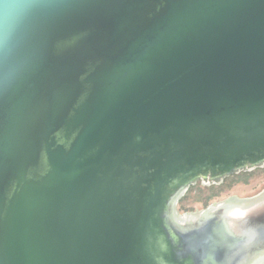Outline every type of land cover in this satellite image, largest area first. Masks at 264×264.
I'll use <instances>...</instances> for the list:
<instances>
[{
    "label": "water",
    "instance_id": "water-1",
    "mask_svg": "<svg viewBox=\"0 0 264 264\" xmlns=\"http://www.w3.org/2000/svg\"><path fill=\"white\" fill-rule=\"evenodd\" d=\"M263 167L264 0H0V264H264Z\"/></svg>",
    "mask_w": 264,
    "mask_h": 264
},
{
    "label": "flooded vegetation",
    "instance_id": "flooded-vegetation-1",
    "mask_svg": "<svg viewBox=\"0 0 264 264\" xmlns=\"http://www.w3.org/2000/svg\"><path fill=\"white\" fill-rule=\"evenodd\" d=\"M257 170H264V167L260 168V169L253 170V171H248L246 173H240L238 175H242V174H246L247 175V174H250V173H252L254 171H257ZM238 175H234V176H238ZM221 185H219V186H221ZM196 186H200L201 187L202 185L200 183H197ZM196 186H194V187H196ZM194 187L190 188L189 191H191ZM233 197H235V196H233ZM233 197L231 196V197H229V198H227L225 200H218V201L213 202L211 204L209 203L202 210H194V211H190V212H186V213H193V212L195 213L196 211H204L206 209H210V208L212 209V208H216V207L219 208L220 207L219 205L227 204L229 202V199H231V201H232ZM235 199L238 202V203L237 202H234V203H236V209H237L236 210V215L240 214V216H238L239 221L241 219L244 220L246 218V216L243 217L244 216L243 213H245L244 212L245 209L246 210L249 209L248 207H250V209H252V210H255V212L253 213L254 217H252V218H257L258 221H262V218L264 217V189H262L259 193L255 194V195H252L251 197H248V198H237V197H235ZM217 203H221V204L218 205ZM227 205H229V204H227ZM183 214H185V213H183ZM251 220L253 221V219H251Z\"/></svg>",
    "mask_w": 264,
    "mask_h": 264
}]
</instances>
